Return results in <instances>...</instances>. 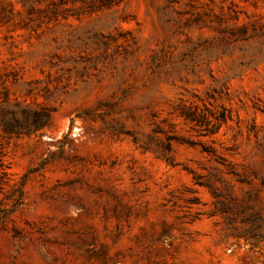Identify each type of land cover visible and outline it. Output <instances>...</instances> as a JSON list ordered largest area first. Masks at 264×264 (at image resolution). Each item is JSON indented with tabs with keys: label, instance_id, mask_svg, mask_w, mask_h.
<instances>
[{
	"label": "rangeland",
	"instance_id": "374dc122",
	"mask_svg": "<svg viewBox=\"0 0 264 264\" xmlns=\"http://www.w3.org/2000/svg\"><path fill=\"white\" fill-rule=\"evenodd\" d=\"M104 2L0 0V264H264V0Z\"/></svg>",
	"mask_w": 264,
	"mask_h": 264
},
{
	"label": "trees",
	"instance_id": "16d2710c",
	"mask_svg": "<svg viewBox=\"0 0 264 264\" xmlns=\"http://www.w3.org/2000/svg\"><path fill=\"white\" fill-rule=\"evenodd\" d=\"M104 3L110 0H104ZM0 97V128L8 133L19 135L22 133H30L37 131L40 128L48 126L52 118V110L45 105L32 106L29 104H23L18 100H10L6 90L2 91ZM183 116L187 119L194 120L196 115L193 112L183 111ZM158 128L154 129V132H159ZM179 139L176 136L167 135L166 143H160L157 147L161 148V151L168 158L170 151V140ZM148 147V146H146ZM264 183V181H263ZM257 218L255 217L254 220Z\"/></svg>",
	"mask_w": 264,
	"mask_h": 264
}]
</instances>
